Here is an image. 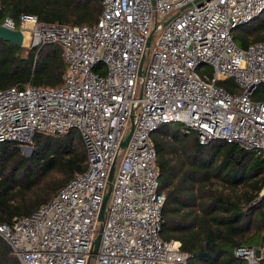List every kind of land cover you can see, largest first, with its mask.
<instances>
[{"label":"built area","instance_id":"obj_1","mask_svg":"<svg viewBox=\"0 0 264 264\" xmlns=\"http://www.w3.org/2000/svg\"><path fill=\"white\" fill-rule=\"evenodd\" d=\"M100 5L93 26L43 24L25 15L17 27L9 18L0 25L18 30L31 48L57 45L65 66L57 87L0 90V144L30 146L36 134L74 130L86 156L84 171L49 202L1 223L0 239L18 264H86L107 174L121 151L92 264H186L179 244L159 237L164 197L158 193L150 135L176 123L183 134L194 132L200 145L222 141L264 156V41L240 49L231 38L232 30L263 13L264 0H100ZM152 29L159 36L148 55ZM200 67L210 78L200 77ZM225 80L234 92L217 86ZM255 93L259 97L252 100ZM131 113V135L118 150ZM263 194L264 184L258 197ZM233 254L259 264L264 248H237Z\"/></svg>","mask_w":264,"mask_h":264},{"label":"trees","instance_id":"obj_2","mask_svg":"<svg viewBox=\"0 0 264 264\" xmlns=\"http://www.w3.org/2000/svg\"><path fill=\"white\" fill-rule=\"evenodd\" d=\"M100 9V0H0V25L9 18L17 27L19 16L25 15L43 24L93 26ZM250 23L231 31L240 49L264 41V34L249 38L255 33L247 29ZM241 29L245 36L235 33ZM258 30H264V24ZM64 72L57 45L25 49L0 40V90L57 87ZM197 73L211 76L206 67ZM216 84L234 92L229 80ZM258 97L255 93L252 100ZM172 124L176 123L162 125L150 135L158 193L164 197L160 239L177 242L187 255L186 264H246L234 256L235 249L264 248V194L258 197L264 184V156L222 141L200 145L194 132L183 134L179 124L180 129H171ZM31 146V156L23 158L15 143L0 144V224L32 214L86 167L74 130L61 136L36 134ZM9 163V174H1ZM0 264H18L1 239ZM259 264H264V257Z\"/></svg>","mask_w":264,"mask_h":264},{"label":"water","instance_id":"obj_3","mask_svg":"<svg viewBox=\"0 0 264 264\" xmlns=\"http://www.w3.org/2000/svg\"><path fill=\"white\" fill-rule=\"evenodd\" d=\"M170 19L166 20L164 25L168 23ZM154 29H152L146 39V43H145V47L148 49L150 47V40L152 37ZM0 40L3 42H7L10 45L14 46V47H22V35L18 30H7L5 28H3L2 26H0ZM141 62L142 59L140 60V63L138 65V70H137V75L138 76H142L143 72L141 70ZM132 113L129 116V128L127 133L124 135L123 139L119 142L118 145V150H124V148L127 145V142L129 140V137L131 135L132 132V128H133V123H132ZM28 150V152H30V149H26ZM25 152H23L24 156H27L26 154H24ZM114 164H115V159H113L108 174H107V184H106V192L104 193V196L102 198L101 204L99 206V210L96 216V222H97V230H96V234L95 237L91 243L90 246V251H89V257H88V261L91 259H94L96 253H97V248L99 245V240H100V233L102 230V224L104 221V210H105V206H106V202L110 193V189H111V181H112V176H113V170H114ZM256 255L258 256V252L256 253ZM87 261L86 264H89V262Z\"/></svg>","mask_w":264,"mask_h":264},{"label":"rangeland","instance_id":"obj_4","mask_svg":"<svg viewBox=\"0 0 264 264\" xmlns=\"http://www.w3.org/2000/svg\"><path fill=\"white\" fill-rule=\"evenodd\" d=\"M261 24H264V12L257 19H255L253 22H251L248 25V28L247 29H251L252 31L255 32L254 34L252 33L249 38L253 37L254 35L257 36V37H260V36H262L264 34V30H262V31H259L258 30L260 28V25ZM235 33L238 34L239 36H242V35L245 36V34H246V32L244 31V29L237 30V31H235ZM158 36H159V33L158 32H155L154 35L152 36L151 42H150V47L148 48V53H149L148 55L151 54V52H152V50L154 48V44H155ZM235 44H236V46H239L238 43H237V41H235ZM22 48H25V49L30 48L28 46L27 41H26V44L25 45L24 44L22 45ZM148 55H147V57H148ZM262 91H263L262 88H259L260 94L262 93ZM175 127H178V129H180V127L177 126L176 124H172L171 125V129H174ZM127 131H128V127H127V130H126L125 134L127 133ZM74 132H76V131H74ZM17 149H18V153L23 158H29L31 156V154H32V146L31 145L30 146H17ZM26 149H30V152H28V150H26ZM23 152H25L24 154H26L27 156H24L23 155ZM121 155H122V152L120 151L119 152V155H118V157H117V159L115 161V166H114L115 172H116V169H117L118 164L120 162ZM10 168H11V164L10 163L7 164V165H5L2 168L1 174H3V175L4 174H9ZM108 203H109V201L107 200V203H106V206L105 207H108ZM92 263H93V259L90 260V263L89 264H92Z\"/></svg>","mask_w":264,"mask_h":264},{"label":"bare ground","instance_id":"obj_5","mask_svg":"<svg viewBox=\"0 0 264 264\" xmlns=\"http://www.w3.org/2000/svg\"><path fill=\"white\" fill-rule=\"evenodd\" d=\"M26 34H24V36H25ZM25 45L26 44V37H24V39L22 40V45Z\"/></svg>","mask_w":264,"mask_h":264}]
</instances>
